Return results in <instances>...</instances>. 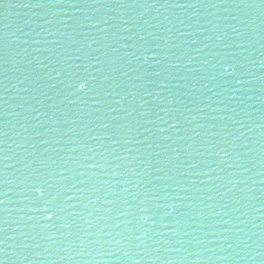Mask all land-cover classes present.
Listing matches in <instances>:
<instances>
[{
	"label": "water",
	"instance_id": "95a60500",
	"mask_svg": "<svg viewBox=\"0 0 264 264\" xmlns=\"http://www.w3.org/2000/svg\"><path fill=\"white\" fill-rule=\"evenodd\" d=\"M0 264H264V5L0 0Z\"/></svg>",
	"mask_w": 264,
	"mask_h": 264
},
{
	"label": "snow or ice",
	"instance_id": "6c2138e0",
	"mask_svg": "<svg viewBox=\"0 0 264 264\" xmlns=\"http://www.w3.org/2000/svg\"><path fill=\"white\" fill-rule=\"evenodd\" d=\"M224 71L227 72L228 69H227V68H224ZM40 194L43 195L42 192H40ZM44 211H45L46 213H48V212H51V213H52V215H46V216H45V219H47V220H51V219L53 218V215L55 214V213H54V210L51 209V208H46V209H44Z\"/></svg>",
	"mask_w": 264,
	"mask_h": 264
},
{
	"label": "clouds",
	"instance_id": "9594fccd",
	"mask_svg": "<svg viewBox=\"0 0 264 264\" xmlns=\"http://www.w3.org/2000/svg\"><path fill=\"white\" fill-rule=\"evenodd\" d=\"M80 87L82 88V87H84V85H83V84H81V85H80Z\"/></svg>",
	"mask_w": 264,
	"mask_h": 264
}]
</instances>
